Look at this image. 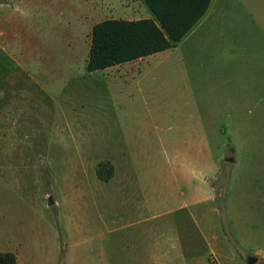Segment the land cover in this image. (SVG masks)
Returning <instances> with one entry per match:
<instances>
[{"label": "rangeland", "instance_id": "1", "mask_svg": "<svg viewBox=\"0 0 264 264\" xmlns=\"http://www.w3.org/2000/svg\"><path fill=\"white\" fill-rule=\"evenodd\" d=\"M4 1L0 253L14 254L17 264H142L157 239L171 237L194 240L201 253L202 231L177 210L185 185H167L171 152H184L175 143L183 134L167 131L173 126L170 112L185 116L188 107H197V113H206L210 104L221 108L218 123L205 127V153L213 160L223 157L217 171L225 167L208 179L224 186L228 199L242 200L254 190L248 176L251 162L264 158V88L245 84L248 93L259 88L260 95L243 96L237 117L231 96L222 98L229 103L227 112L218 96H204L202 90L193 106L188 85L167 83L164 72L152 65L155 59L87 72L92 28L105 20L131 21L142 11L129 9L126 0ZM180 71L186 75V63ZM254 71L264 72L249 67L245 79ZM163 137L171 148L159 145ZM233 153L237 161L227 165ZM194 154L199 155L198 149ZM213 187L205 181L201 191L206 194ZM255 188L261 192L264 184ZM206 207H195L201 224L216 225L214 231L227 235L220 228L225 215Z\"/></svg>", "mask_w": 264, "mask_h": 264}, {"label": "crops", "instance_id": "2", "mask_svg": "<svg viewBox=\"0 0 264 264\" xmlns=\"http://www.w3.org/2000/svg\"><path fill=\"white\" fill-rule=\"evenodd\" d=\"M125 4L129 9L142 11L140 17L131 21L155 19L145 0H126ZM0 7L8 8V2L0 0ZM98 11H103V8ZM251 29L257 30L256 37H252ZM6 35V30L0 28V36ZM152 59H155L152 65L154 64L156 71L164 72L167 83L173 86L188 85V95L194 96L193 106L196 105V92L202 90L204 96H218V100L223 103L222 110L227 112L229 103L224 99L231 96V111L237 117L240 116L244 104L243 96L260 95L259 88L256 92L252 89L251 93H248L244 88L245 84L264 88V72L254 71L251 79L244 77V69L249 67L264 71V0H210L205 15L171 49L122 65L137 66L144 62L149 63ZM184 63L188 66L186 75L180 71V64ZM33 82L38 81L33 79ZM181 102L183 106L184 100ZM186 105L190 106L189 100ZM212 109L210 104L206 113H197V107L194 110H189L188 107L186 111L184 109L185 116L180 114L179 110L171 111L173 126L167 129L183 134V140L175 139V143H178L179 148H184L182 154H179L180 151L175 155L171 152L172 157L166 173L170 177L167 185L172 187L177 183L179 186L181 182L185 185L180 191L183 201L177 210L183 211L186 219L193 221L202 231L203 253H197L196 242L188 237L157 239L153 243L155 247L151 250L149 258L143 260L142 264H247L250 257L257 258L255 264H264V190L260 192L255 188L260 181L264 184V158L262 155L258 157L256 165L251 162L252 168L248 176L254 188L252 196L241 200L228 199L225 194V201L221 203L219 199L224 195V186L220 184L221 186L216 187L208 178L221 175L225 166L218 171L217 168L218 161L223 157L213 160L210 152L205 153V127L211 128L217 124V111H221L216 104L213 112ZM211 113L216 116L212 117ZM159 145H163L165 149L171 148L168 138H161ZM194 149H198V156L194 154ZM236 161L234 153L229 154L226 164L234 165ZM258 170H262L263 174H258ZM205 181L214 186V189L203 194L201 186ZM171 200L176 202L175 199ZM198 205H207L205 210L210 209L217 216L224 214L227 222H220V228L224 227L230 237L214 231L216 225L203 226L197 217L200 212L195 210ZM245 213L255 215L249 218ZM131 241L145 243L147 240ZM169 243L170 248L164 247Z\"/></svg>", "mask_w": 264, "mask_h": 264}, {"label": "trees", "instance_id": "3", "mask_svg": "<svg viewBox=\"0 0 264 264\" xmlns=\"http://www.w3.org/2000/svg\"><path fill=\"white\" fill-rule=\"evenodd\" d=\"M210 0H145L155 19L105 20L92 28L87 72L102 71L171 49L205 15ZM225 201V194L219 199ZM0 264H17L0 253Z\"/></svg>", "mask_w": 264, "mask_h": 264}, {"label": "water", "instance_id": "4", "mask_svg": "<svg viewBox=\"0 0 264 264\" xmlns=\"http://www.w3.org/2000/svg\"><path fill=\"white\" fill-rule=\"evenodd\" d=\"M230 161V160H228ZM53 204V202L50 201V205ZM257 262V258L250 257L247 261V264H255Z\"/></svg>", "mask_w": 264, "mask_h": 264}]
</instances>
